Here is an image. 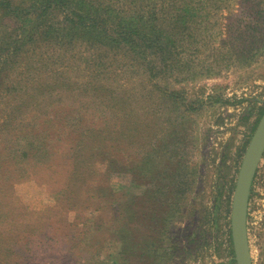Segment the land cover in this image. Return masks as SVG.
I'll use <instances>...</instances> for the list:
<instances>
[{"label":"rangeland","instance_id":"374dc122","mask_svg":"<svg viewBox=\"0 0 264 264\" xmlns=\"http://www.w3.org/2000/svg\"><path fill=\"white\" fill-rule=\"evenodd\" d=\"M229 2L234 14L246 16L248 5L242 7L240 0ZM213 15V19L219 18L222 27L216 44H208V38L194 42L178 39L173 53L174 71L166 70L159 76L144 66L135 67L139 63L129 62L132 58L122 51L99 50L96 55L102 60L96 64L97 56L84 45H70L66 47L68 54L56 55L50 47V53L45 54L47 65L40 67L39 73V68L27 69L37 56L30 58L29 63L9 64L8 78L16 81L21 76L18 85H32L11 96L7 93L1 96L13 101L0 104V119L11 118L10 123L0 124V149L3 150L6 140L14 138L16 129L46 127L52 128L47 145L52 156L46 161L33 159L28 163L23 155L18 156L14 168L19 172H14L12 179L0 177L3 185L0 215L6 214L0 217V264H146L139 257L124 253L122 242L116 238L115 230L119 227L112 222L116 210L124 209L118 207L117 201H108L101 210L99 207L104 205L97 198L86 202L82 210L58 205L69 167L66 161L70 141L65 137L56 142L55 134L68 126L66 122L70 125L68 133L101 125L106 119L109 127H114L117 110L112 103L117 94L127 97L132 107L143 114L147 136L140 145H127L124 153L115 147L110 153V159L119 160L117 164H125L129 169L138 165V170H144L138 174L132 170L113 173L109 182L119 201H131L134 196L147 200L154 183H159L154 179H159L161 172L160 183L181 178L187 188L184 199L175 198L177 203L171 205L170 213L166 214L169 219L160 228L161 255L147 264H238L232 208L243 158L264 115V48L254 50L255 56L232 52L230 47L221 48L222 42L229 40L231 11L223 4ZM16 27L11 17H3L0 12V49L13 43L9 35L16 34ZM239 32L249 35L245 28L236 35H241ZM182 57L190 59L188 65L179 62ZM159 64L161 69L163 64ZM99 85H103L100 90ZM33 98L38 101L28 102ZM25 101L30 103L31 114H10L11 106ZM62 106L81 109L76 118L71 117L73 113H63L66 118L63 126L55 123L61 117L48 122L50 115ZM106 108L114 111L115 116L109 110V115H104ZM18 116L26 121L20 122ZM23 167L28 170H22ZM98 167L104 177L105 166ZM174 197L172 192L169 200ZM100 215L111 226L102 231L108 240L102 239L97 231L90 242L86 231L89 224L95 230L103 225ZM145 215L143 228L128 233L130 238L132 234L149 232L151 240H155V232L150 231L152 213L148 210ZM88 220L92 222L87 225ZM249 237L254 264H264V155L253 182Z\"/></svg>","mask_w":264,"mask_h":264},{"label":"trees","instance_id":"16d2710c","mask_svg":"<svg viewBox=\"0 0 264 264\" xmlns=\"http://www.w3.org/2000/svg\"><path fill=\"white\" fill-rule=\"evenodd\" d=\"M229 1L0 0L2 16L11 17L17 26L15 28L16 34L9 35L13 38V43L0 49V104L2 102L11 104L13 101L1 97L5 93L11 96L15 91L20 92L19 90L22 88L27 90L32 85L30 83L23 84V86L18 85L17 82L22 81L21 76L15 79L16 81L8 78L6 74L9 76V64L29 63L30 58L37 56L35 61L29 63L27 69L39 68V73L42 69L40 67L47 65L45 63L48 62V58L45 54L50 53L48 52L50 47L54 48L53 55L57 52L68 54L69 51L66 47L70 45H74V47L84 45L92 50L94 55L99 54V50L103 52L107 50L122 51L123 55H129L132 58L129 62L136 61L139 63L135 67L144 66L155 71L156 76L166 70L173 72L176 58L173 53L176 52L178 39H189L194 42L195 39L207 40L208 38V44H216L215 40L221 35L222 27L219 18L213 19L212 16H214L215 11L221 10L223 4L231 11V22L227 31L229 40H224L221 48L230 47L232 52L241 53L244 56H255L257 53L253 54L254 50L264 48V0H240L239 3L242 7L249 6V10H245L246 13L248 12L246 16L241 15L240 17L234 14V10H231ZM221 2L223 4H220ZM211 17L212 21H210ZM244 28L249 31V35L243 32H239L241 35H236L239 30ZM27 31L29 32L27 33ZM248 38L249 43L245 42ZM5 40L6 37H4V42ZM182 51H179L180 56H182ZM97 60H102V57L97 56L94 63ZM189 60V58L182 57L179 62L182 61L184 65H188ZM159 63L163 64L161 69ZM47 70H51V68L47 66ZM102 87L103 85H99L97 89L100 90ZM116 96L112 103L115 106L114 109L117 110V120L113 123L114 127H109V122H106V119L101 125H89L84 131L73 129L68 133L67 130L70 125L66 122L68 126L55 134L57 135L56 142L65 137L70 141L66 161V166L69 167L66 172L65 187L61 190L62 196L58 205L68 210L73 207L82 210L85 208L86 202L97 198L101 199V206L104 205L99 207L101 210L108 204V201H117L118 207L121 208L122 206L124 209L119 210L120 213L122 212L121 215L116 210V218L112 224L119 227L115 231L116 238L122 242V251L129 254V257H139L142 263L147 264L150 260V262H154L157 256L161 255L160 228L169 219L166 214L170 213L171 205L177 203L175 198L184 199L187 188L181 178L177 182H174L175 179L173 178L167 183L166 181L160 183V178L163 175L161 172L159 179H154V182L158 181L159 183H154L151 191L147 194V200L144 199V196H134L131 201H124V203L119 201V195L114 192L109 182L113 173L131 172L132 170L134 174L136 172L138 174L144 170H138V165H133L129 169L125 164H117L116 162L119 160L110 159L112 158L110 153L113 147L119 153H124L122 151L126 149L127 145H140L147 136L143 130V114L132 107L127 97H122L119 94ZM34 101L38 100L33 98L28 102ZM112 105L108 108H111ZM11 107L13 110L10 114L14 112L20 114L27 112L29 114L32 111L30 103L26 104V101ZM80 109L69 110L62 106L53 115H50L48 122L61 117L60 121L55 123L63 126L66 119L63 113H73L71 117L76 118ZM108 110L111 111V109ZM108 110L106 108L104 115H109ZM111 112L115 116V112ZM18 118L20 122L26 121L25 117L23 120L19 116ZM10 119L9 117L0 119L1 126L10 123ZM15 131L17 134L14 135V138L11 141L6 140L3 150L0 149V177L12 179L15 176L14 172H19V169L14 168L15 159L18 156L23 155L24 162L27 163L33 159L36 162L46 161L52 156V152L47 147L50 144L49 133L52 128L45 127L40 130V128L28 127L24 130L16 129ZM53 142L56 145L54 139ZM98 165H102V168L105 166L104 177L101 173L102 169ZM22 170L27 171L28 169L23 167ZM172 186L177 187L172 188ZM162 190L164 191L162 192ZM2 191L3 185L0 184V193ZM172 192L176 197L170 198V201L169 196H172ZM124 195L126 196V194ZM172 200L173 203H171ZM148 210L152 213L150 231L155 232V240H151L152 235L149 232L144 234L139 232V235L132 234L133 236L130 238L128 233L143 228V219ZM123 211L126 213L123 214ZM158 212L162 216L159 214L156 217ZM4 216L0 215V217ZM101 217L100 215V219ZM111 218H114V215ZM103 220V225L97 230L89 224L92 220L86 221L87 225L90 226L86 231L88 241L91 242L93 236L96 237L99 231L101 232L99 235L103 236L104 228H111L108 219L103 218ZM23 224L28 225L29 223L23 222ZM158 231L159 235L156 236ZM137 236L140 237L137 238ZM103 237L102 239L105 241L108 240V237Z\"/></svg>","mask_w":264,"mask_h":264},{"label":"water","instance_id":"95a60500","mask_svg":"<svg viewBox=\"0 0 264 264\" xmlns=\"http://www.w3.org/2000/svg\"><path fill=\"white\" fill-rule=\"evenodd\" d=\"M264 155V115L250 141L239 171L232 208V231L238 264H254L249 237L253 182Z\"/></svg>","mask_w":264,"mask_h":264}]
</instances>
